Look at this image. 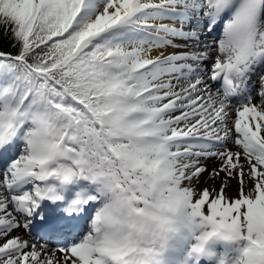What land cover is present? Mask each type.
Masks as SVG:
<instances>
[{
  "label": "snow or ice",
  "instance_id": "6c2138e0",
  "mask_svg": "<svg viewBox=\"0 0 264 264\" xmlns=\"http://www.w3.org/2000/svg\"><path fill=\"white\" fill-rule=\"evenodd\" d=\"M0 264H264V0H0Z\"/></svg>",
  "mask_w": 264,
  "mask_h": 264
},
{
  "label": "bare ground",
  "instance_id": "6f19581e",
  "mask_svg": "<svg viewBox=\"0 0 264 264\" xmlns=\"http://www.w3.org/2000/svg\"><path fill=\"white\" fill-rule=\"evenodd\" d=\"M160 22L168 23V24H171L172 23L171 20H164V21H160ZM201 39H203V37ZM185 42L187 43V49H184L183 48V49L180 50L178 48L177 49H175V48H168L167 51L168 52H171V51L184 52V51H193V50H195V47H194L195 46V41L194 40L185 41ZM256 102L258 103L259 101L257 100ZM204 163L207 164L209 170H211L214 167H218V165H219V161L217 159H215V158L208 159L207 161H204ZM207 177H208V173H207ZM206 179H207L206 181H207V184L208 185H213V184L219 185V183H220V179H217L215 181L209 180L208 178H206ZM221 179H222V177H221ZM201 183H204V181L202 179H201ZM231 184H232V187L229 189V192L230 193L232 192V190L235 187V181H232ZM22 231L23 230H21V232Z\"/></svg>",
  "mask_w": 264,
  "mask_h": 264
},
{
  "label": "rangeland",
  "instance_id": "374dc122",
  "mask_svg": "<svg viewBox=\"0 0 264 264\" xmlns=\"http://www.w3.org/2000/svg\"><path fill=\"white\" fill-rule=\"evenodd\" d=\"M176 43V45H179V47L182 45V44H180L179 42H175ZM206 178H208L207 177V172L206 173H204V175L201 177V179L205 182L207 179ZM201 184H203V183H201Z\"/></svg>",
  "mask_w": 264,
  "mask_h": 264
},
{
  "label": "trees",
  "instance_id": "16d2710c",
  "mask_svg": "<svg viewBox=\"0 0 264 264\" xmlns=\"http://www.w3.org/2000/svg\"><path fill=\"white\" fill-rule=\"evenodd\" d=\"M8 47L10 48L11 46H10V45H8Z\"/></svg>",
  "mask_w": 264,
  "mask_h": 264
}]
</instances>
